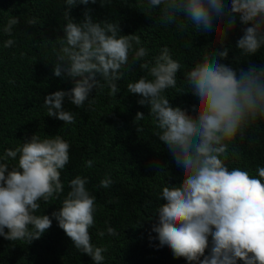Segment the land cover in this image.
Returning <instances> with one entry per match:
<instances>
[{"label":"clouds","instance_id":"obj_1","mask_svg":"<svg viewBox=\"0 0 264 264\" xmlns=\"http://www.w3.org/2000/svg\"><path fill=\"white\" fill-rule=\"evenodd\" d=\"M147 2L150 9H159L156 22L175 25L180 32L190 25L196 35L212 37L197 47L200 59L182 77L187 91L180 94L191 93L198 104L191 111L174 107L165 94L177 87L182 68L168 47L154 63L145 61L148 49L139 46L137 35L122 34L120 22L94 19L91 8H86L79 21L72 16L77 5L96 4L97 0H64L66 23L63 37L56 39L59 48L53 75L69 79L74 87L44 97L48 116L73 124L75 115L64 109L66 100L77 107L86 101L91 106L90 95L105 86L116 96L125 70L139 62L148 76L128 83L127 92L140 96V105L149 106L148 116L157 129L154 135L182 169L181 182L162 188L159 199L163 203L150 220L155 221L151 232L156 236L150 238L188 264H264V167H257V176L227 166L229 157L238 155L237 141H243L247 130L264 119V65L244 59L264 48V0ZM99 3L107 7L112 0ZM19 23L18 17H10L4 33L11 36ZM26 23L35 26L38 21L31 18ZM237 25L243 26V34L236 41L239 55L234 60L238 64L246 60L247 66L234 68L224 61L229 58V35ZM14 43L8 39L4 46ZM144 119L143 112L136 113L133 123L138 134L143 132L139 122ZM69 149L70 144L59 135L42 139L33 134L15 150H6L0 159L18 157V161L12 167L0 162V236L30 245L55 219L79 252L92 257L94 264H103L107 249L95 246L89 232L97 207L86 177L76 176L69 182L70 190L58 210L38 214L40 201L48 203L64 193L61 170L70 161ZM112 183L106 177L100 186L107 189ZM107 234L117 232L108 226Z\"/></svg>","mask_w":264,"mask_h":264},{"label":"trees","instance_id":"obj_2","mask_svg":"<svg viewBox=\"0 0 264 264\" xmlns=\"http://www.w3.org/2000/svg\"><path fill=\"white\" fill-rule=\"evenodd\" d=\"M86 8L92 9L94 19L120 22L122 34L137 35L139 46L148 49L145 61L154 63V58L168 47L182 68L177 74V87L165 94L174 107L191 111L198 104L191 93L180 94L182 90L187 91L182 77L200 59L197 47L212 37L196 35L190 25L180 32L175 25L156 22L159 9H150L147 0H112L107 7H102L97 0L96 4L77 5L72 9V16L79 21ZM64 10V0H0V158L6 150H15L33 134L42 139L59 135L70 144V161L61 170L64 193L48 203L40 201L38 214L50 215L58 210L70 190L69 182L76 176L86 177V187L96 197L97 207L95 223L89 232L95 246L107 249L103 264H188L184 258H175L168 247H159L158 240L150 238L156 236L151 232L155 221L150 220L163 203L159 199L162 188L170 186V182H181L182 169L154 135L157 129L153 118L148 116L149 106L140 105L141 97L127 92L128 83L148 76L139 62L125 70V76L118 81L120 92L116 96L110 95V89L105 86L90 95L91 106L86 101L83 107H77L66 100L64 109L75 115L73 124L48 116L44 97L74 87L69 79L53 75L59 48L56 39L64 35ZM10 17L20 20L11 36L3 31ZM31 18L37 19L35 26L26 23ZM242 27L237 25L227 41L230 52L224 62L234 68L247 66L246 60L239 64L234 60L239 55L235 45L243 34ZM8 39L15 41L13 46H4ZM244 59L264 65V48ZM137 112L145 114V119L139 122L143 127L139 134L133 123ZM237 145L238 155L230 156L227 161L229 169L239 167L258 176L257 167H264V119L250 127L246 138L238 140ZM17 161L18 157L0 159L10 167ZM88 161H92L91 167ZM160 167L164 168L158 170ZM106 177L113 181L107 189L100 186ZM108 226L117 235H108ZM101 231L105 232L103 237L99 235ZM0 264H94V261L74 247L53 219L52 227L30 245L23 241L12 243L0 236Z\"/></svg>","mask_w":264,"mask_h":264}]
</instances>
